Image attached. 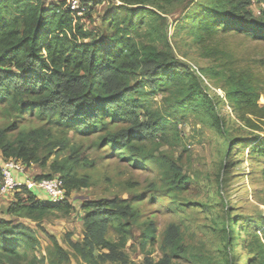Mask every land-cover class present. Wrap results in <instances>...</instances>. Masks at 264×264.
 Wrapping results in <instances>:
<instances>
[{"label": "trees", "instance_id": "trees-1", "mask_svg": "<svg viewBox=\"0 0 264 264\" xmlns=\"http://www.w3.org/2000/svg\"><path fill=\"white\" fill-rule=\"evenodd\" d=\"M104 1L79 0L73 10L65 0H0V157L48 168L36 179L59 174L67 193L61 202L50 203L23 185L2 213L36 224L54 213L71 214L76 211L71 193L91 186L90 170L114 153L149 173L137 200H167L175 219L159 233L151 221L139 225L140 212L129 199L116 195L87 201L80 213L83 239L69 241L78 258L87 264L127 261L125 248L139 228L141 247L157 244L161 252L157 262L147 253L142 264H173L181 258L210 264L208 248L193 238L181 211L198 197L202 185L201 178L187 170L188 148L179 125L193 115L214 130L223 151L222 167L233 164L228 160L234 148L244 151L250 146L264 176V135L234 133L229 123L233 120L221 114L228 104L240 121L264 130V106L259 105L264 76L237 68L226 47L217 45L227 35L264 41V0H109L110 11L101 15L108 36L88 29L82 18ZM255 4L261 5L259 14ZM175 14L171 37L169 18ZM182 36L215 64L196 66L184 59L185 53L181 57L174 38ZM157 96L161 102L155 106ZM86 140H93L97 158L84 150ZM180 145L183 149L175 157ZM81 164L86 166L84 174ZM230 173L218 174L223 207L212 219L222 240L220 264H242L236 244L241 230L248 263L264 264V214L236 213L228 204ZM124 187L129 192L135 183L128 179ZM51 238L46 256L39 259L35 229L0 218V264L69 262V251Z\"/></svg>", "mask_w": 264, "mask_h": 264}, {"label": "rangeland", "instance_id": "rangeland-1", "mask_svg": "<svg viewBox=\"0 0 264 264\" xmlns=\"http://www.w3.org/2000/svg\"><path fill=\"white\" fill-rule=\"evenodd\" d=\"M49 2H58L60 0H47ZM118 1V0H117ZM109 0H105L104 3L93 10L91 16H82L83 21L86 23L88 29L99 30L101 34L108 36V33L102 27L101 15L110 11ZM261 6V5H260ZM258 4L253 6L256 14H259ZM263 6V5H262ZM81 14V13H80ZM179 14H175L170 17V32L172 37L175 31L176 18ZM175 20V21H174ZM173 23V24H172ZM224 40H219L217 44L219 47L223 45L226 47L231 57L235 59L237 68L240 69H253L264 76V41L247 40L241 36L227 35L223 36ZM176 45L178 46V54L180 56L185 53L186 58L193 65H213L215 59L205 57L200 51L199 47L190 42V38L182 36L174 38ZM215 93L224 96V92L216 87L212 88ZM161 102V96L156 97L155 106ZM259 105L264 106V91L261 94ZM221 114L229 115L233 120L230 121L231 130L234 133H239L241 136L245 135L249 138L254 137L256 134L264 135V130H255L242 121H240L233 112V108L228 104L223 106ZM257 122L258 118L255 117ZM1 123V122H0ZM261 125V124H260ZM262 126V125H261ZM179 129L182 131V142L188 148V155L184 157L187 170H190L194 175L201 178L200 194L196 198H192L193 202L182 209L185 213L186 224L190 227V232L193 234V238L198 243H204L208 248V252L213 258L210 264H220V243L221 237L217 235L216 231L212 227V219L214 216L222 213L223 202L218 194L217 178L220 170L225 176L226 170L231 171L230 175H227L228 182L226 184V192L228 193V204L233 207L236 213H244L245 215H255L257 210L262 211L264 214V205L261 204L264 200V176L262 171L256 167L263 166L258 165L257 161L251 158L250 146H246L244 151H238L234 148L232 157L228 160L233 164L226 162L223 167L222 163V150L219 149L217 133L203 124L193 115H190L188 119L180 122ZM93 140L84 141V150L90 152V158H97V153L92 148L90 142ZM254 144V143H252ZM183 145L176 148V155L178 157ZM244 146H240L243 148ZM167 147H163L166 149ZM108 151L106 149L104 152ZM2 158L0 157V163ZM234 165V166H232ZM23 172H19L20 176H23L27 180H34L37 176L44 174L48 171V168L43 169L38 164L33 163L30 166L24 165ZM221 166V167H220ZM84 164L79 167L80 174H84ZM256 168V169H254ZM149 174L145 170L138 168V166L131 165L128 160L120 159L116 154L112 153L106 157V160H100L94 169L90 170L91 186L87 188H81L71 193L69 200L76 206V211L71 214L62 215L54 213L44 218L40 224H36L30 219L21 217L6 216L2 213L4 206L10 205L16 201L15 192L8 195H0V218L11 219L13 222H21L35 229L37 237L40 239V244L36 248L38 258L46 256L48 248L52 245L51 235L56 237L59 243L69 251L70 260L63 264H87L81 258H78L69 241H79L84 236V225L80 218V213H84L82 205L91 200H97L102 197H114L119 195L125 199L133 201V205L138 208L140 216L138 218L139 225L144 222H153L157 226V231L160 233L166 227V225L175 219V214L172 210L167 208L168 201L164 200L159 203L156 200L148 201V199L137 200V196L143 193L147 180L146 175ZM55 176H59L56 174ZM131 179L135 183V188L129 192L124 187V182ZM39 195H43L42 191H38ZM24 198L27 195H22ZM137 201V203H136ZM161 205V206H160ZM109 235H113L112 239H116L115 234L109 232ZM70 237L69 238V235ZM240 242L237 244V253L241 255L242 264H249L247 256L243 254L244 250V231L241 230ZM237 235V233H235ZM141 231L140 229L134 230V238L129 240L125 252L127 254V261H105L104 264H142L145 261V256L149 253L152 259L157 262L161 257L158 245L151 246L147 244L146 248L141 247ZM45 263L50 264L47 260ZM173 264H192L184 259H174Z\"/></svg>", "mask_w": 264, "mask_h": 264}, {"label": "built area", "instance_id": "built-area-1", "mask_svg": "<svg viewBox=\"0 0 264 264\" xmlns=\"http://www.w3.org/2000/svg\"><path fill=\"white\" fill-rule=\"evenodd\" d=\"M65 1L73 10L79 7V0ZM1 165L3 177L0 183V195L12 194L16 188L25 185L28 189L35 190L36 192L42 191L43 195L40 196L46 198L50 203L61 202L66 198L67 193L64 188V180L60 176H54L51 179L23 180L24 175L20 176V173L24 170L21 161L13 159L4 160Z\"/></svg>", "mask_w": 264, "mask_h": 264}, {"label": "crops", "instance_id": "crops-1", "mask_svg": "<svg viewBox=\"0 0 264 264\" xmlns=\"http://www.w3.org/2000/svg\"><path fill=\"white\" fill-rule=\"evenodd\" d=\"M23 180H27V179L24 177ZM26 219H27V218H26Z\"/></svg>", "mask_w": 264, "mask_h": 264}]
</instances>
